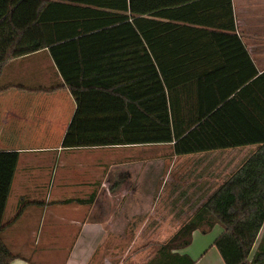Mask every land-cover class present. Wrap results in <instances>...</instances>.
<instances>
[{
	"label": "crops",
	"instance_id": "obj_1",
	"mask_svg": "<svg viewBox=\"0 0 264 264\" xmlns=\"http://www.w3.org/2000/svg\"><path fill=\"white\" fill-rule=\"evenodd\" d=\"M21 1L0 0V17L21 3L18 26L30 21L37 0ZM231 3L234 29L205 27L209 36L199 40L208 46L207 57H199L208 71H201L194 90L203 106L224 104L209 126L242 135L264 126V0ZM61 82L47 50L0 63V236L15 256L10 264H143L150 256L137 258L131 241L138 234L163 239L159 243L170 238L192 215L181 221L177 209L168 215L167 208H193L194 213L257 147L174 153L172 143L145 145H169L163 155L170 164L147 167V177L130 192L129 173L118 172L116 184V162L107 166L105 147L61 146L75 101L67 87L37 89ZM116 200L127 209L116 211ZM135 207L153 210L157 221L138 219L129 210ZM155 207L165 209L158 214ZM263 231L264 223L257 241ZM222 232L216 224L208 233H192L190 245L194 236L214 233L194 264H224L213 244ZM116 238L131 240L128 249H121Z\"/></svg>",
	"mask_w": 264,
	"mask_h": 264
},
{
	"label": "trees",
	"instance_id": "obj_2",
	"mask_svg": "<svg viewBox=\"0 0 264 264\" xmlns=\"http://www.w3.org/2000/svg\"><path fill=\"white\" fill-rule=\"evenodd\" d=\"M36 2L21 27V3L0 17V63L48 51L62 82L37 89L67 87L75 101L62 147L172 143L174 153H184L257 144L143 264H194L182 250L195 230L208 233L216 224L223 232L213 244L224 264H264V231L257 241L264 223V126L242 135L209 126L224 104L203 106L194 90L201 71H208L199 58L208 55L199 43L209 36L205 27L234 29L231 0ZM14 257L0 236V264Z\"/></svg>",
	"mask_w": 264,
	"mask_h": 264
},
{
	"label": "rangeland",
	"instance_id": "obj_3",
	"mask_svg": "<svg viewBox=\"0 0 264 264\" xmlns=\"http://www.w3.org/2000/svg\"><path fill=\"white\" fill-rule=\"evenodd\" d=\"M169 145H155V146H114L113 147H105L102 149L103 152H105V161L107 166L111 164L112 162H116V176L119 178L118 172L126 171L128 172V178H126L125 186L129 187V191L132 192V188H136L138 184L142 183L143 177H147V175L143 176V171H146L147 167H156L157 162L163 161L164 163L170 164V161L165 158L166 153H169L170 147ZM163 158H159L160 156ZM162 163V162H161ZM113 168V167H112ZM121 179V178H119ZM139 186V185H138ZM118 198L116 194V199ZM119 200H116V211L118 209L120 210H126L127 208H119L118 204ZM160 203V202H158ZM160 205V204H159ZM165 208L161 207H155V210L158 212V214H161V212ZM168 212L172 214L176 209L178 210V218L183 221L187 220L190 215L193 213V208H167ZM129 210L136 214L141 220H150V221H157L158 215H154L153 210H149L147 208H141V207H135V208H129ZM180 210V211H179ZM153 211V213L151 212ZM129 212V211H127ZM149 212V213H148ZM147 215V216H146ZM165 215V213H164ZM166 215L165 217L168 218L169 216ZM136 216V217H137ZM123 218V217H122ZM163 221H165L163 219ZM166 223V222H164ZM213 232V231H212ZM202 237L194 236L192 240V244L190 245L188 253L192 258L196 259L199 257V254L209 245V243L212 241L214 233L209 234H203ZM163 239H147L143 238L138 234V237L136 239L128 240L124 238H116V244L120 245L121 249H128L129 243L131 241L132 248L136 249L137 258H140V260H145L147 256H151L148 254H151L155 249L157 248V245L160 241ZM132 249V250H133ZM187 249V248H185ZM183 251V250H182ZM127 252V250H124L122 253ZM143 252H146L147 254H144ZM149 252V253H148ZM216 254H218L217 249H215ZM128 254V253H127ZM142 254V255H140ZM211 253H209L208 256ZM123 255H121L122 257ZM120 257V256H119ZM125 257V256H124ZM221 258V257H220ZM116 259H118L116 257ZM205 260H202L201 262H198L197 264H204Z\"/></svg>",
	"mask_w": 264,
	"mask_h": 264
}]
</instances>
